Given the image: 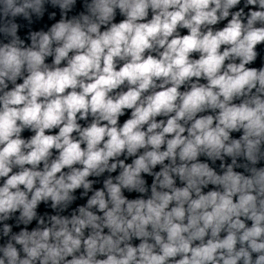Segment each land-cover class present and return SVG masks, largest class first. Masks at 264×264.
<instances>
[{
	"label": "clouds",
	"instance_id": "1",
	"mask_svg": "<svg viewBox=\"0 0 264 264\" xmlns=\"http://www.w3.org/2000/svg\"><path fill=\"white\" fill-rule=\"evenodd\" d=\"M260 45L264 0H0V264H264Z\"/></svg>",
	"mask_w": 264,
	"mask_h": 264
}]
</instances>
